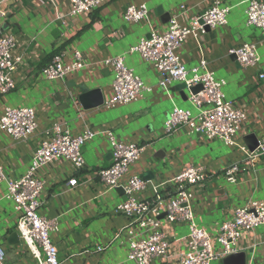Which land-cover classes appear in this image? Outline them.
Wrapping results in <instances>:
<instances>
[{
    "label": "crops",
    "instance_id": "0c3cea01",
    "mask_svg": "<svg viewBox=\"0 0 264 264\" xmlns=\"http://www.w3.org/2000/svg\"><path fill=\"white\" fill-rule=\"evenodd\" d=\"M215 1L108 0L91 13L72 17L71 0H0V8L7 13L0 19V33L14 37V54L22 56V63L13 73L16 87L0 94V117L6 106H29L36 112L39 126L26 141H17L0 129V165L7 179L19 178L28 171L35 151L55 123L74 135L86 129L98 132L83 147L85 168L76 170L67 160L59 159L36 173L45 182L39 213L58 220L52 237L62 264H136L128 259L131 235L124 228L130 220L115 211L125 198L124 192L105 186L99 175V170L112 162V147L105 133L108 130L122 141L145 148L141 158L130 166L129 174L165 182L187 164L204 167L207 177L195 188L192 204L196 222L208 231L216 253L222 252L217 242L220 226L231 218L233 209L253 200L264 201V156L247 160L240 148L250 149L247 135L254 134L253 141L264 138V78L259 77L264 74V34L246 25L248 0H218L231 7L228 23L208 29L199 38L190 36L179 49L187 67L205 59L216 77L226 80V98L246 112L236 146H227L221 140L208 141L200 133L190 134L186 127L165 134L164 123L175 106L198 114L189 101L190 91L178 82L162 88L155 67L138 53L128 52L152 30L165 31L172 17L187 25ZM130 4H146L150 9L148 18L137 23L126 21L124 11ZM246 41L257 45V67H243L229 54L231 48ZM75 51L82 53L81 69L62 80H49L42 74V67L53 54L63 53L65 63H71ZM117 55L125 56L127 65L152 91L138 101L106 108L104 103L113 96V70L104 61ZM95 89L100 90L104 103L97 107L85 105L81 99L84 90ZM240 162L237 182L228 183L224 171ZM72 178H77V185L69 184ZM5 192L3 182L0 245L6 251V264H36L20 238L18 244L9 241L17 233V213ZM147 195L149 192H144L140 197ZM161 224L169 241V257L156 264H179L188 246L187 227L171 224L163 216ZM237 248L246 254L247 264H264V226L242 230ZM223 261L216 259L213 264Z\"/></svg>",
    "mask_w": 264,
    "mask_h": 264
},
{
    "label": "built area",
    "instance_id": "2783aa9c",
    "mask_svg": "<svg viewBox=\"0 0 264 264\" xmlns=\"http://www.w3.org/2000/svg\"><path fill=\"white\" fill-rule=\"evenodd\" d=\"M108 0H71L69 15L91 13ZM230 6L220 1L213 2L206 10L194 15L187 25L180 24L172 17L165 31L152 30L150 37H143L130 47L129 53H138L147 63L160 73V86L168 89L174 82L182 83L190 91L189 101L198 111L194 115L188 108L175 106L164 123L165 134H173L186 127L190 134L200 133L208 141L221 140L227 146L237 145V135L241 131L247 114L226 98V80L216 77L208 68L207 61L201 60L193 67H187L181 60L179 49L190 37L199 38L208 29L228 23ZM150 9L146 4H130L125 8L124 19L140 22L148 18ZM7 16L0 8V19ZM246 25L261 30L264 34V1L248 0L245 7ZM16 42L13 36L0 33V94H8L16 87L13 73L22 63V56L14 54ZM243 67H257L260 57L257 45L246 41L229 50ZM105 64L113 70V96L104 103L106 108L138 101L152 91L143 79L130 68L124 55L107 58ZM83 66L82 53L75 51L74 61L65 63L63 53H55L41 72L49 80H62ZM260 79L264 74L259 75ZM202 89L196 93L194 87ZM34 108L29 106H6L0 117V129L17 141H26L38 130ZM112 147V162L101 168V181L108 188H121L125 198L115 211L130 220L125 227L131 235L128 259L136 264H156L169 257V241L162 228L161 217L171 224L182 223L187 227L188 246L181 255L179 264H213L216 259L238 253V241L242 230H253L264 226V201L253 200L235 207L231 218L220 226L217 242L221 253L214 251L208 231L196 222L192 200L195 188L205 181L204 167L185 165L173 178L165 182H154L139 175L129 174L130 166L138 161L145 148L135 142L118 139L113 131L105 132ZM98 132L86 129L78 135L72 134L55 123L48 130L35 151L30 168L21 177L7 179L0 165V185L6 182V199L14 204L17 213L16 232L36 264H62L59 248L52 234L58 228L57 218H48L39 213L45 182L36 173L54 160H67L76 170L86 167L83 147L94 139ZM254 150L240 146L247 160H258L264 156V138L258 141ZM235 163L224 171L228 183L238 180L241 164ZM69 184H78L77 178ZM149 192L142 198L140 194ZM120 232H118L119 234ZM98 249H101L100 247ZM0 264H6V251L0 245Z\"/></svg>",
    "mask_w": 264,
    "mask_h": 264
},
{
    "label": "water",
    "instance_id": "95a60500",
    "mask_svg": "<svg viewBox=\"0 0 264 264\" xmlns=\"http://www.w3.org/2000/svg\"><path fill=\"white\" fill-rule=\"evenodd\" d=\"M147 37L149 38L150 34H148ZM201 89H202L201 86H197V87H194L192 89V91L194 93H196V92L200 91ZM81 99L85 103V105L92 104L95 107L100 106L104 103V99L101 96L99 89L90 90V91L84 90V94L81 96ZM254 138H255L254 134H250V135L246 136V141L248 142V145H249L251 150L256 149L258 146V143H259L258 141H253ZM221 192H222V190H221ZM9 241L11 243H16V244L20 243L18 234L13 233L11 235ZM223 263L224 264H247L246 254L244 252H239V253L227 255L224 258Z\"/></svg>",
    "mask_w": 264,
    "mask_h": 264
}]
</instances>
